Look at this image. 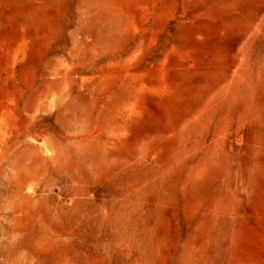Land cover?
Returning a JSON list of instances; mask_svg holds the SVG:
<instances>
[{
    "label": "rangeland",
    "instance_id": "374dc122",
    "mask_svg": "<svg viewBox=\"0 0 264 264\" xmlns=\"http://www.w3.org/2000/svg\"><path fill=\"white\" fill-rule=\"evenodd\" d=\"M0 264H264V0H0Z\"/></svg>",
    "mask_w": 264,
    "mask_h": 264
}]
</instances>
